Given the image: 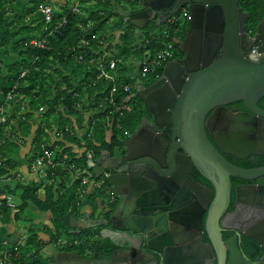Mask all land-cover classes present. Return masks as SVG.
I'll return each instance as SVG.
<instances>
[{
  "label": "water",
  "instance_id": "water-1",
  "mask_svg": "<svg viewBox=\"0 0 264 264\" xmlns=\"http://www.w3.org/2000/svg\"><path fill=\"white\" fill-rule=\"evenodd\" d=\"M128 1L131 8L116 4V12L139 29L164 23L187 4L191 29L200 33L192 37L190 31L180 42L186 51L182 60H169L151 85L137 84L136 95L152 118L143 117L122 148L102 150L98 157L87 153L88 170L96 178L103 177L107 190L119 201L116 209L105 208L113 211L109 219L90 217L74 226L96 229L111 224L115 228L116 218L124 216L119 230L107 227L97 232L102 240L110 241L104 244V257L96 259L97 253L92 257L88 249L85 253L58 251L50 264H264V253L259 261H251L236 241L223 237L232 227L230 219L242 213L241 202L228 213L232 178L264 176V170L245 169L225 157L242 158L256 152V129L242 127L250 117L230 111L227 105L242 102L251 114L264 115L258 107L264 98V50L253 45L264 40V17L251 38L246 30L251 13L239 6L240 0ZM175 78H180L178 85ZM223 119H234L237 124L230 129L214 126ZM193 168L211 186L194 179ZM257 183L252 195L255 207L248 208L257 211L261 207L264 217V178ZM162 205L164 212L152 213ZM261 224L264 227V219ZM258 225L254 233L258 236L246 235L264 250V228ZM106 230L110 233L104 234Z\"/></svg>",
  "mask_w": 264,
  "mask_h": 264
},
{
  "label": "trees",
  "instance_id": "trees-1",
  "mask_svg": "<svg viewBox=\"0 0 264 264\" xmlns=\"http://www.w3.org/2000/svg\"><path fill=\"white\" fill-rule=\"evenodd\" d=\"M6 2V0H1ZM33 6L26 10V13L36 12V25L32 28L24 27L22 32L29 31L31 34L28 37L22 38L19 42L14 43L16 52L19 51V56L14 62H7L0 54V107L11 108V113L5 112L4 121L0 126V139L3 140V144L0 149V156L2 158V165L0 166V214L7 212V195L13 194L19 188H21V211H23L29 201H32L41 211H49L52 216L53 229H51V240L57 242L64 235H73L86 237L89 232H94V228L81 229L75 227L74 215L78 214V211L72 214L71 202L67 198L66 193H60L56 188V179H60L61 173L58 171L54 177L55 181H50L52 169H49L50 175L44 180V182H31L28 184H19V186L13 185L9 181H2V177L6 176L11 169H15L16 163L14 156L19 154L21 143L20 141L30 136L32 133V127H34L37 114L41 121L40 128L37 129L35 135V149L33 154L42 153V145L49 148L52 140L53 131L60 130L65 133V140L58 142V148H54L56 151L59 149L61 152L56 153L55 156L59 157L64 153L68 154V160L74 161L77 167L87 169V153L93 152L98 157L102 150H110L114 152L116 148H122L125 140L128 139V129H125V123L135 122L137 114V106L131 105L136 95V86L130 92L116 97L118 106L124 108V116L121 118L122 127L118 128L116 123L112 127H107V113L102 112L103 109L99 106L101 100L104 97V90L107 88V84L104 80H97V70L93 68L91 71H87L84 63L78 60L80 54L84 55V58L90 56L99 58L103 57V51H107L106 58H116L127 63L132 57L141 58L147 50L151 53H156L161 47V43L158 42V36H154L156 32H148L147 38L144 42L141 40V35L136 31L139 29L132 25L130 22H125L116 12V4L118 0H96L99 6H105L109 8L108 17L101 15L99 9L89 11V15H85L86 8L83 13H72L69 4L67 3L62 9L55 12L54 21L49 26L45 23L44 16L38 11L40 2L42 0H32ZM244 5L252 12V21L258 23L263 17L264 13L260 12L258 6L261 2L264 5V0H243ZM10 2H12L10 0ZM92 0H82L83 6ZM43 3H47L43 0ZM85 8V7H84ZM116 16L118 23L111 22L110 16ZM62 17H66L67 23L57 29L56 26ZM89 22L93 23L89 25ZM127 24V25H126ZM122 26V28H121ZM55 29L45 40L44 47H38L31 45L29 41L34 38H42L46 31V28ZM113 28V29H112ZM117 29L116 33L115 30ZM120 30V32L118 31ZM92 32L97 35V38L91 37ZM118 32V34H117ZM22 33V34H23ZM135 35V36H134ZM157 35V34H156ZM138 36V37H137ZM172 40L174 42V48L179 47L178 38L182 39V34L177 30L172 32ZM83 39L89 41L87 48H82L81 43ZM12 37L9 32H6L5 37L0 41V52L3 50L6 53V49L11 44ZM114 41H117L114 43ZM5 47V48H3ZM85 49V50H84ZM116 50L113 56L109 53L112 50ZM3 53V54H4ZM8 54V53H7ZM7 62V63H6ZM8 68L5 76H2L3 68ZM27 70L24 77H21V72ZM163 73V70L162 72ZM10 80V85L6 84V80ZM158 77L152 75L151 82L157 80ZM125 82H130L129 78L124 79ZM18 84V88L14 92V99L10 102H6V96L11 87ZM137 85V84H136ZM112 84H110V87ZM82 88H85L84 91ZM87 96V97H86ZM125 98H129L127 102H123ZM93 106L92 103L96 102L93 108H90V112L94 111L95 114L85 116V112L89 110L88 103ZM109 103L107 102L106 105ZM43 107L44 110L40 111ZM110 110L114 106L109 105ZM140 115V114H139ZM118 117L119 114L113 115ZM142 115L137 121L140 123ZM92 128V136L88 137L87 132L81 135V130L86 126ZM8 127L11 128L12 133L18 132L19 137L9 134ZM66 127L69 128V132H66ZM131 132L130 134H133ZM85 139L86 150L78 155L77 152H73L72 146L66 145V143L76 144L81 148V141ZM9 157V158H7ZM36 157V156H35ZM93 175L92 170H90ZM58 177V178H57ZM64 186L66 183L60 179ZM102 182L100 187H103L105 192L108 188V183ZM91 184V183H89ZM45 186V197L41 198L39 191ZM79 187L82 190L85 187L81 186V179L74 182V187ZM84 186V185H83ZM80 193V192H79ZM93 189L90 196L94 206V210L98 209L100 203H98V197H103L104 193L99 192L95 194ZM96 196H98L96 198ZM5 197V198H3ZM103 208L105 209V202L102 201ZM90 236V234H89ZM78 237V238H80ZM88 238V237H86ZM92 239V238H91ZM90 240V239H89ZM100 242H95L92 248H99ZM6 246H2L4 249ZM80 250L85 251L90 248L82 243L78 246ZM86 248V249H85ZM14 252L18 250L12 249ZM18 257V256H17ZM16 257V258H17ZM14 258V259H16Z\"/></svg>",
  "mask_w": 264,
  "mask_h": 264
},
{
  "label": "crops",
  "instance_id": "crops-1",
  "mask_svg": "<svg viewBox=\"0 0 264 264\" xmlns=\"http://www.w3.org/2000/svg\"><path fill=\"white\" fill-rule=\"evenodd\" d=\"M6 0V2H2L0 0V41L5 37L6 32H9L12 41L9 47L6 49V53L2 54V57L5 59L9 58L10 53L14 57L19 56V51L16 52L14 48V43L19 42L22 38L28 37L33 33H30L29 31L23 33L22 30L24 27L32 28L36 25V17L37 14L35 11L31 13H26V10L30 9L33 6L32 0ZM112 1V0H111ZM47 3L52 4L55 6L56 9L60 10L64 5L67 3L70 4V0H46ZM43 3V0L40 2ZM39 5V7H40ZM86 8L89 10L86 11L85 15H89V11H93L95 9H99L101 15L104 17H108V9L105 6H99L97 4L96 0H92V2H88L85 5ZM39 11V8H38ZM40 12V11H39ZM112 17H116L113 16ZM116 19V20H115ZM114 20H111V22L118 23L117 17ZM122 28V26H121ZM120 32V30H118ZM23 33V34H22ZM116 33V32H115ZM118 34V32H117ZM139 35L140 33L136 31V35ZM181 39L180 37L178 38ZM184 39H182L183 41ZM117 41H114V43ZM181 42V41H180ZM179 42V43H180ZM5 48V47H3ZM182 48V49H181ZM180 51L182 55L186 56L185 51V45L180 46ZM8 53V54H7ZM18 54V56H15ZM22 57V56H21ZM19 56V58H21ZM8 62V61H7ZM6 62V63H7ZM8 71V68H3L2 70V76H5ZM6 84L10 85V80H6ZM1 92V91H0ZM1 94V93H0ZM1 97V95H0ZM4 112L11 113V108ZM87 117V116H86ZM36 123L34 127H32V133L30 136L26 137L25 139L21 140V148L19 151V154L14 156L15 163L17 164L15 169H11L6 176L2 177V181H9L13 183L15 186H19V184H28L31 182H44V180L47 178L46 173L49 172V169L45 168V173L40 171L41 168L36 167L34 165L35 163V156L36 154H33V150L35 147V135L37 132V129L40 128L41 121L39 119V115L37 114V117L35 119ZM9 134L15 135V137H19L18 132H13L10 127H8ZM81 135H83L84 130L82 129ZM55 133L53 131L52 135ZM52 139L53 136H52ZM68 146H72L73 152H77L79 156L83 152H85V147H78L76 144L73 145V143H66ZM9 158V157H7ZM84 171H88V168H83ZM90 170L88 171V173ZM74 175V174H72ZM70 173L61 175L59 177L60 179L64 180L66 183L62 186L61 183H63L60 179H56V188L59 189L60 193H66L67 198L71 202V212L72 214L75 213V211H78V214L76 216L74 215V223L79 221H84L86 218L96 217L94 216L97 211H104L106 210L103 208L102 204V197H98V209L95 211L93 203H92V196H90L92 186L88 183H86L85 187L82 190L76 186L74 187V182H76L75 177L70 178L72 176ZM87 176V175H86ZM50 177V176H49ZM48 177V179H49ZM58 178V177H57ZM50 181H55L54 178L51 176L49 179ZM0 183H2L0 181ZM45 186L42 187L39 191V195L41 198L45 197ZM80 192V193H79ZM95 194H99V192H102L97 190H93ZM93 194V195H95ZM21 188H19L16 192L13 194L7 195V212L0 214V244L4 247V249H15L18 250L19 255L16 259L8 260L5 264H50L52 263L51 260L53 258V253L58 251H73V250H79V245L81 243L87 247H90L94 245L96 240L94 238L90 239L92 235L88 236V238L82 237L84 240H79V238H70L65 239L61 238L57 242H52L51 240V229H53V221L52 216L49 211H41L32 201H29L26 205L25 209L21 211V205H22V199H21ZM5 198V197H3ZM104 202V201H103ZM105 206H108L107 204ZM116 206L114 209H116ZM107 209V207H106ZM113 212V211H112ZM99 218V217H98ZM88 229V228H87ZM78 241V243H77ZM65 243H69L70 245H73L71 249L69 248H62L61 246L65 245ZM77 243V244H76ZM77 246V248H74ZM86 249V248H85ZM88 250H91V248H88ZM93 250V249H92ZM14 251V250H12ZM94 251V250H93ZM104 254V253H103ZM106 255V254H104ZM94 257V255L92 256ZM96 259L103 258L101 252H98L95 256Z\"/></svg>",
  "mask_w": 264,
  "mask_h": 264
},
{
  "label": "built area",
  "instance_id": "built-area-1",
  "mask_svg": "<svg viewBox=\"0 0 264 264\" xmlns=\"http://www.w3.org/2000/svg\"><path fill=\"white\" fill-rule=\"evenodd\" d=\"M69 7L71 8L72 13L77 14L83 13L86 9V7L82 4V0H72L69 4ZM39 11L43 14L45 23L50 26L54 21V14L57 11L55 6L49 3L41 4L39 7ZM184 19H191V16L189 15L187 10H183L179 14H173L166 22H164V30L162 29L163 32L161 31L158 35L160 36L158 38V42L161 43L162 47L156 53H151L150 50H147L141 58L132 57L127 63L123 62V64H121V60L119 59L112 57L106 58L105 56L108 55L107 51H103V57L99 58V60L93 56H90L89 58H84V55L82 54L78 56V60L84 63L88 72L95 68L97 70V80H104L106 83H108L107 88L103 92L104 97L102 98L101 104L99 105L103 109L102 112L108 111L106 115L108 119L107 127H112L114 123H116L118 128L122 127L121 118H123L125 112L124 108L122 106H118V104L116 103V97L133 90L135 86H137L136 84L140 83V80L136 82V77L140 76V78H142L149 75H154L158 78L161 77V72L164 69V66L174 56L173 50L175 48L174 42L172 40V32L178 25H180L181 21ZM66 23V17H62L60 22L53 28L57 29L61 26H64ZM91 24L93 26V23L89 22V25ZM55 29L47 27L42 38L31 39L29 43L34 46L44 47L46 42L45 40L47 39L48 35H50ZM88 34H92L91 37L97 38V35L93 34L92 32H88ZM262 42H264V40H262ZM88 45L89 41L87 39H83L81 47L87 48ZM26 73L27 70L25 69L21 72L20 76L24 77ZM125 78H129L130 82H125ZM110 84H112L111 87ZM17 88L18 84H15L11 87L10 91H8L7 93L5 99L6 102H10L14 99V92ZM82 89L84 91L86 90L85 88ZM128 100L129 98H125L123 102H127ZM85 102H87L86 99ZM107 102L109 103L108 105H106ZM88 105L90 108H93L96 105L95 100L92 103V107L91 103H88ZM109 105L114 106V108L110 110ZM43 110L44 108L41 107L40 111ZM4 111L5 108L3 106L0 107V126L4 121ZM94 111L95 110L92 111L91 115L95 114ZM116 114H119V116L114 117L113 115ZM65 130L67 133L69 132L68 127H66ZM83 130L84 133L87 132L88 137L92 136V128L89 127V125L86 126ZM52 136L54 139L51 140V145L49 146V148H46L45 145H42L43 151L36 156L34 165L41 168L40 171L44 173L45 168L52 169L51 174L53 178L59 171L62 175L67 173L76 175V180L81 179V186L85 185L88 182H91L89 180V170L84 171L83 168L77 167L74 161H69L67 153H64L62 157L61 155L59 157L55 156V154L61 152V150L58 149L56 151L54 148H58L59 141L65 140V133L60 130H56ZM86 142L87 140L83 139L81 141V147L86 148ZM2 144L3 140L0 139V149ZM2 162L3 161L0 156V166L2 165ZM48 176L50 175L46 173V177ZM110 195L113 197L115 194L113 192H110ZM18 255V251L14 252L9 249H2V245L0 244V264H5L8 260L10 261L16 258Z\"/></svg>",
  "mask_w": 264,
  "mask_h": 264
},
{
  "label": "flooded vegetation",
  "instance_id": "flooded-vegetation-1",
  "mask_svg": "<svg viewBox=\"0 0 264 264\" xmlns=\"http://www.w3.org/2000/svg\"><path fill=\"white\" fill-rule=\"evenodd\" d=\"M239 6H241L245 11H248L251 13V17L247 20L246 30L252 38L254 36L251 34V33H253V30L250 29V23L252 22V12L249 8H247L244 5L243 0L239 1ZM258 6L261 8L260 12L264 13V7H263L264 5H262L260 2ZM183 10H187L189 15L191 16V19H192L190 8H189V5H187V4L185 6H183L181 8V10H179L176 14H179ZM191 19L182 20L180 25H178L175 28V30H177L178 32H180L183 35L182 39H185L189 35L190 31H192V37H196L197 34L200 33V31H199L200 29H191ZM152 24L155 26H159V25H156L154 23H152ZM163 24L164 23H162L160 25H163ZM201 30L203 31L204 27ZM192 37H190V38H192ZM182 39H180V40L177 39V40H178V42H180V41H182ZM202 42H203V38H202ZM253 45H254V48H257L260 51L264 50V42H262V41H255L253 43ZM191 49H193V47H191ZM177 50L180 51V43H179V47L177 48ZM180 53H181V51H180ZM184 57H185V55L183 56L181 53L179 57L175 58L173 56L172 59L182 60ZM153 82L144 83V84L146 86H149ZM173 82H175L176 85H178V83H180V78H175L173 80ZM142 104L144 105L143 102H142ZM258 107L264 113V98L258 102ZM227 108L234 113H238V114L240 113V114L248 115L250 117L249 120L244 122V126H242V127H246L247 129H250V128L256 129V132L254 134L255 135V138H254L255 142L254 143H256L257 146L255 148L256 152L253 154H249L246 157L238 158V157L232 156L230 154H225L226 159L229 160L232 164L239 166V167H242V168H245V169H261V170H264V115H253V114H251L250 111L243 105L242 102H236V103L229 104V105H227ZM142 116L146 117L148 119L152 118V115L150 113H148L146 111V109H145V112ZM236 124H237V122H235L234 119H229V122L226 119H223L222 121L215 123L214 126L217 128H220V129L223 128L224 126H229L228 128L230 129V127H232L233 125H236ZM245 134H247V132ZM252 140L253 139L250 138V142H252ZM245 141L249 142V139L245 138ZM245 149H246L245 150L246 152H249L248 148H245ZM257 151H259V152L257 153ZM191 176L194 179L198 180L200 183H202L206 186H211L209 184V182L200 175V173L198 172V170L196 168H193V170L191 171ZM262 178H264V176L258 177L256 179H242L239 177H233L232 178L231 203H230V207L228 209V213H233L236 210V204L241 202L240 204H242L243 206L240 208V210L242 212L240 214L243 217L240 215L236 219V217H235L236 215L233 216L232 219H230V221H229V223L232 227L228 228L227 230H225L223 232L224 240H229L231 242L233 240L236 241L238 248L241 251V253L246 255L247 259L250 258L249 260H251V261H259L262 258L263 253H264V250L262 249V247L246 235V232L254 234L256 229H257L256 226L258 225V223L260 224L264 219L262 212L260 210L261 207L257 211H254V210L251 211V208H248L249 206L255 207V205H254L255 202H252V200L254 199L252 196L254 194L253 190H254V187L258 186L257 180L262 179ZM261 185H263V184H261ZM237 190L240 193V196H239ZM111 200L114 203H118L119 197L115 194L111 198ZM254 201H256V198ZM252 204H253V206H252ZM164 206L165 205L160 206L161 207L160 209L154 208L152 213L164 212V209H163ZM107 208H110V207L107 206ZM253 213H255V215ZM111 215H112V212L110 213V215L108 217L107 216H105V217L109 219L111 217ZM247 216H248V218H251V219L255 218L256 220H258V223H257V221H256V223L247 222V220H248ZM118 217L120 219L116 218L117 220H116V227L115 228H113L112 225L110 224L109 226H106V227L100 226V227H97L96 229L94 228L95 231L100 233L103 229H105L107 227L109 229L111 228L115 231L119 230L117 227H122L124 225L123 220H122V218L124 216H118ZM259 227L264 228L262 224ZM238 229H241V231H238ZM79 230H81V229H79ZM103 233L109 234L110 231L106 230ZM254 235L258 236L257 234H254ZM202 236H203L202 237L203 241L206 242L207 241L206 235L202 234ZM94 240L100 242V245H99L100 247L97 249V248H92V246H91L90 247L91 250H89L90 252H88L89 254H91V252H92V254L90 256H93L95 252L98 253V252L105 251L106 246L104 244H107V245L110 244V241L108 238H105L104 240H102V238H100L99 236L98 237L95 236ZM81 252H84V251H81ZM199 264H200V262H199Z\"/></svg>",
  "mask_w": 264,
  "mask_h": 264
},
{
  "label": "rangeland",
  "instance_id": "rangeland-1",
  "mask_svg": "<svg viewBox=\"0 0 264 264\" xmlns=\"http://www.w3.org/2000/svg\"><path fill=\"white\" fill-rule=\"evenodd\" d=\"M72 0H70V2H71ZM118 3L123 7V8H125V9H129L132 5L130 4V2L128 1V0H118ZM264 7V6H263ZM1 9V8H0ZM58 10V9H57ZM111 18H110V20H114L115 18L114 17H112V16H110ZM116 20V19H115ZM257 24L258 23H256L255 21H252L251 23H250V29L251 30H253V33H251L252 35H254V33H255V30H256V27H257ZM127 25V24H126ZM157 28V29H156ZM113 29V28H112ZM162 29L164 30V25H159V26H155V25H153L152 23H149L148 25H147V27L145 28V29H138L137 31L140 33V37H141V40H142V42H144L145 41V39L147 38V33L148 32H156L155 34H152V35H154V36H158L159 35V33L162 31ZM117 31V29L115 30V32ZM163 32V31H162ZM157 34V35H156ZM135 36V35H134ZM138 37V36H137ZM158 37H160V36H158ZM115 52H116V50H112L110 53H109V55L110 56H113L114 54H115ZM4 53V51L2 50L1 52H0V54H3ZM180 51L179 50H173V55H174V57L176 58V57H179L180 56ZM10 57L9 58H6V61H8V63L9 62H14L18 57H14L13 55H12V53H10V55H9ZM15 56H18V54H16ZM3 73V72H2ZM151 78H152V75H149V76H147V77H142V78H140V76L139 77H136L135 79H136V82L138 81V80H140V82H142V83H150L151 82ZM0 91H2L1 90V88H0ZM1 93V92H0ZM0 95H2V94H0ZM133 104H135L136 106H137V108H138V110H137V118H136V120H135V122H132V123H129L128 125H127V123H125V129L127 128L128 129V132H129V135L128 136H130L131 134V132H135V130L138 128V126H139V124L140 123H138L139 121H137L138 120V118L140 117V115H143L144 114V112H145V107H144V105L142 104V101L138 98V97H135L134 98V101L131 103V105H133ZM88 108H89V110L87 111V112H85V115L86 116H89L90 114H91V112H90V107L88 106ZM140 114V115H139ZM141 122V121H140ZM71 175H72V173H70ZM73 177H77L76 175H72V176H70V178H73ZM89 180L91 181V182H89V183H91L90 185L92 186V189L93 190H95L96 192H97V190H99L100 189V191H102L103 193H104V195H103V197H102V199H103V201L105 202V204H107L110 208H113L114 209V207L116 206V203H114V202H112V200H111V195H110V192L107 190L106 192H105V190H103L104 188L103 187H100V183H101V181L103 182V177H99V178H96V177H94V175H92L90 172H89ZM108 183V182H107ZM106 183V184H107ZM110 215V213H104V211L102 210V211H97L96 213H95V217L96 218H98V217H100V216H109ZM77 234H79V232H77ZM77 234L76 233H74L73 235H64V236H62V239L63 238H65V239H67L68 237V239H72V238H77L78 239V237H80V235L79 236H77ZM89 234H91L92 235V237H90L89 239H91V238H94L95 236H99L98 235V233L96 232V231H94V232H89L87 235H86V237H88L89 236ZM67 239V240H68ZM79 240H84V239H81V237L79 238ZM77 243H78V241H77ZM76 243V244H77ZM62 248H69V249H71L72 247H73V245H70L69 243H65V245H63V246H61ZM74 248H77V246H75Z\"/></svg>",
  "mask_w": 264,
  "mask_h": 264
}]
</instances>
